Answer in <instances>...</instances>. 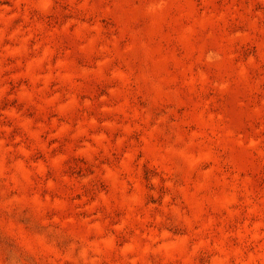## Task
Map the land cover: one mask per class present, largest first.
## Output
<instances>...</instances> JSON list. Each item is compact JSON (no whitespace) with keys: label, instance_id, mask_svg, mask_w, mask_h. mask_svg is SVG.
Returning <instances> with one entry per match:
<instances>
[{"label":"rangeland","instance_id":"374dc122","mask_svg":"<svg viewBox=\"0 0 264 264\" xmlns=\"http://www.w3.org/2000/svg\"><path fill=\"white\" fill-rule=\"evenodd\" d=\"M0 264H264V0H0Z\"/></svg>","mask_w":264,"mask_h":264}]
</instances>
